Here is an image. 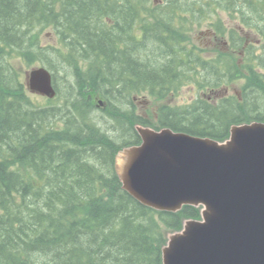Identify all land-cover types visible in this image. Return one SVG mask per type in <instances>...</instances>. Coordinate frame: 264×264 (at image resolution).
I'll list each match as a JSON object with an SVG mask.
<instances>
[{
	"label": "trees",
	"instance_id": "trees-1",
	"mask_svg": "<svg viewBox=\"0 0 264 264\" xmlns=\"http://www.w3.org/2000/svg\"><path fill=\"white\" fill-rule=\"evenodd\" d=\"M150 2L0 0V57L14 53L53 71L52 63H62L74 76L63 111L29 108L17 73H10L13 85L0 74V264H161V228L179 230L184 219L199 218L190 206L154 211L122 190L114 157L140 143L136 124L152 126L130 97L163 101L184 86L196 90L186 104L159 106L155 130L223 141L233 124L264 122V46L262 55L246 47L237 64L185 45L187 32L209 19L214 33L229 35L232 50H242L244 37L225 29L217 12L224 5L233 18L238 8L246 27L242 11L264 14V0ZM46 28L57 45L42 49L36 38ZM238 80L240 96L199 95ZM96 95L107 103L100 118L123 134L121 142L94 120Z\"/></svg>",
	"mask_w": 264,
	"mask_h": 264
},
{
	"label": "water",
	"instance_id": "water-1",
	"mask_svg": "<svg viewBox=\"0 0 264 264\" xmlns=\"http://www.w3.org/2000/svg\"><path fill=\"white\" fill-rule=\"evenodd\" d=\"M24 78L30 94L56 97L44 66ZM134 129L140 143L114 157L122 190L158 212L199 209V218L184 219L168 234L161 264H264V122L233 124L223 141Z\"/></svg>",
	"mask_w": 264,
	"mask_h": 264
},
{
	"label": "rangeland",
	"instance_id": "rangeland-1",
	"mask_svg": "<svg viewBox=\"0 0 264 264\" xmlns=\"http://www.w3.org/2000/svg\"><path fill=\"white\" fill-rule=\"evenodd\" d=\"M150 4L152 6H163L164 5V0H150ZM220 10L217 12V18L221 22L220 24L225 28V29H230L233 28L234 30L237 31V34L239 36H244L247 38L246 43L244 46L235 49L236 52H232L229 48V42L227 40V37L229 35H222V38H220V35H217V33H214L213 30L215 29V26L210 25L211 20H206L202 23L200 27H195V30L192 31V33L187 32V35L189 36V40L185 43V45L188 48H191L192 46L196 47L197 49L203 51L205 57H214L219 54H224V58L231 60L232 63H237L240 64L243 59V52L244 49L246 48L247 43H251L255 46L254 49L260 50L261 43L255 42V39L252 38L250 33L246 36L240 32V29L237 30L239 27L237 24H235V20H231V17L228 15L226 12H221L219 14ZM245 19H249V14L247 11L245 12L244 15ZM188 20V19H187ZM249 21V20H248ZM249 26V25H248ZM191 28L189 23L187 24V29ZM250 38V40H249ZM255 38V37H254ZM37 46L45 49L49 46L54 47L57 45V38L55 36V33L52 31L51 28H46L43 29L42 31L38 32V37L36 38ZM230 41V40H229ZM45 52H49L50 50H44ZM53 56V55H50ZM52 60V59H50ZM54 67L56 68V71L50 70L49 66L47 65H42L38 61H32L31 63L26 62L19 58L16 54H11L10 56H1L0 57V74L3 75L4 78H7V83L13 85L10 83V78L12 74L11 72H16L18 75V80L22 83H24V77L25 73L29 71L32 68L35 67H40L44 66L46 67L51 73L54 75V82L55 86L57 87V92L58 95L56 96V99L52 101H48L45 98L39 97L37 95H32L25 91L26 93V98L28 100V106L29 108H44L46 106H49L51 108H56L57 110H63L65 111L69 107V104L66 103L67 101V96L71 92L70 88L71 86L74 85V76L71 71V69L67 66H64L62 63H52ZM9 70V71H8ZM4 74H8V77L5 76ZM243 84L242 80H238L237 82L233 84H229L228 88H225V86L219 87L215 89L214 91L205 90L204 93H200L199 95L202 97H212L215 100L217 98H220L222 95H238L240 96V87ZM13 87V86H12ZM75 92V91H74ZM196 90L184 86L181 88V90L176 94V96H169L163 101H157L151 97H149L146 94H139L138 96H132L130 99L133 100L134 106H135V113L139 116H144L145 118H149L151 120V124L153 127H156L155 123V112L156 109L161 106V105H170V106H178V105H183L186 104L187 102L191 101L195 96H196ZM134 98V99H133ZM95 99L97 101V104H99L97 108V112L94 120L98 122V126L105 131L106 133L109 134V136H112L115 138V140L119 143L122 141V137L120 136V133H115V127L109 123L108 118L104 116V118H100L102 112L105 110L107 107L106 99L104 102L98 97L97 95L95 96ZM104 99V98H103ZM129 104H126L125 106H120L121 108H127ZM59 126L60 123H59ZM150 126V127H152ZM152 127V128H153ZM163 235H165V238L168 236V234L173 233L172 231H169L165 229L164 227L161 228ZM40 260V259H39Z\"/></svg>",
	"mask_w": 264,
	"mask_h": 264
},
{
	"label": "flooded vegetation",
	"instance_id": "flooded-vegetation-1",
	"mask_svg": "<svg viewBox=\"0 0 264 264\" xmlns=\"http://www.w3.org/2000/svg\"><path fill=\"white\" fill-rule=\"evenodd\" d=\"M217 5H218V3H217ZM223 7H225L224 5L222 6V9L223 10H220V12H219V14L221 13V12H225L224 10V8ZM229 7H227V9H228ZM264 8V7H263ZM254 10L255 9H253L252 7L249 9V26H241L240 25V23H239V13H238V8H235L234 9V11L233 12H231V14L234 16L233 18L231 17V15H230V13H228V15L231 17V20H235V24H237L238 25V29L237 30H239L240 29V32H242L245 36H246V33H247V35L250 33V35L252 36V38L253 39H255V42H256V44L257 43H261L262 42V44H261V46H260V48H262V50L260 49L259 50V52H257V50L256 49H254L255 48V46L253 45V44H251V43H247L246 44V46L245 47H249V48H251L252 49V51H253V53L254 54H258V55H262V53H263V46H264V36L263 35H261L260 34V32L261 31H264V14H262L261 12H257L256 14H255V12H254ZM263 10V9H262ZM240 11V10H239ZM243 12V14L245 15V12H244V10L242 11ZM226 13H227V11H226ZM235 18V19H234ZM221 23V22H220ZM261 30V31H260ZM247 37V36H246ZM255 37V38H254ZM220 38H222V35H220ZM223 39V38H222ZM229 39V37H227V40ZM244 39H245V41H244V44L246 43V41H247V38H245L244 37ZM249 40H250V38H249ZM228 42H229V40H228ZM244 44H243V46H244ZM230 45V44H229ZM230 48V47H229ZM233 53L234 52H236V51H234V50H232V49H230ZM260 71V70H259ZM263 75H264V72H262V71H260Z\"/></svg>",
	"mask_w": 264,
	"mask_h": 264
}]
</instances>
